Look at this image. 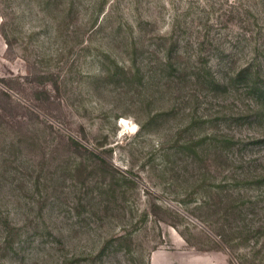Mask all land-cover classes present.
Returning a JSON list of instances; mask_svg holds the SVG:
<instances>
[{
    "label": "rangeland",
    "instance_id": "rangeland-1",
    "mask_svg": "<svg viewBox=\"0 0 264 264\" xmlns=\"http://www.w3.org/2000/svg\"><path fill=\"white\" fill-rule=\"evenodd\" d=\"M0 264H264V0H0Z\"/></svg>",
    "mask_w": 264,
    "mask_h": 264
}]
</instances>
